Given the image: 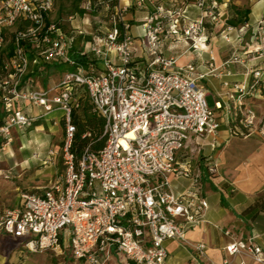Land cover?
I'll return each instance as SVG.
<instances>
[{
	"label": "built area",
	"instance_id": "2783aa9c",
	"mask_svg": "<svg viewBox=\"0 0 264 264\" xmlns=\"http://www.w3.org/2000/svg\"><path fill=\"white\" fill-rule=\"evenodd\" d=\"M188 1L167 6L159 0H84L83 9H105L107 26L73 50L74 35L50 17L55 0H0V141L11 140V126L24 130L54 109L61 110L63 122L59 177L41 190H23L20 205L0 206V230L28 236L30 249L66 239L81 264H103L113 250L124 252L131 264H166L165 240H186L185 226L203 219L208 200L201 193L202 170L179 160L178 151L204 134L215 138L222 123L216 110L221 104L212 107L206 99L203 73L163 52L164 33L195 49L205 17L219 20L217 0H192L199 8L193 18L185 15ZM129 10L140 12L138 34ZM230 59L243 60L237 54ZM212 60L210 54V65ZM54 63L66 68L48 85L37 71ZM263 70L253 68L249 80L232 85L244 134L264 136V118L243 100L259 89ZM82 98L103 117L104 141L98 148L85 144L76 155L72 115ZM224 112L231 114V106ZM216 170L215 161L206 163L207 175ZM178 177L187 179L179 190L173 182ZM193 246L195 258L207 255L204 241ZM222 249V264H233L229 257L238 252L264 264V248L253 236H231Z\"/></svg>",
	"mask_w": 264,
	"mask_h": 264
},
{
	"label": "crops",
	"instance_id": "0c3cea01",
	"mask_svg": "<svg viewBox=\"0 0 264 264\" xmlns=\"http://www.w3.org/2000/svg\"><path fill=\"white\" fill-rule=\"evenodd\" d=\"M159 1L167 6L176 3V0ZM217 10L218 21L210 15L205 17L202 38L198 41L197 48L189 47V41L186 39L171 40L167 33H164L162 38L165 55L175 57L176 64L189 61L194 65V73H203L199 80L204 85L206 99L207 96L210 97L212 107H215L216 102L221 104L216 110L222 120L215 138L204 134L194 138L189 146L178 151L179 160L187 161L192 169L202 170L201 193L206 196L208 207L202 220L185 226L186 240H165L168 251L166 264H222V246L231 236H253L264 248V136L255 131L244 135L232 134L227 123L231 114L226 116L224 112L226 105L236 103L235 92L232 90L233 82L249 80L251 69L264 67V0H217ZM198 13V6L189 0L185 6V15L193 18ZM127 16L133 22V32L138 34L140 12L129 10ZM228 25L231 26L230 29L227 28ZM73 29L75 31L71 33L76 36L87 32L85 28L75 24ZM87 33L88 37L83 39L77 48L91 37V31ZM75 40H72V46L76 45ZM210 54L213 55L212 65L209 64ZM235 54L242 57V62L230 59ZM226 59L230 60L224 63ZM63 69L64 67L59 68L58 63L45 64L37 72L46 78L51 75V71H55L59 77ZM227 70L230 72L226 73ZM49 80L50 78L47 81ZM225 80L228 81L227 84L224 83ZM243 100L245 107L254 111L258 117L264 118V70L259 89L245 95ZM27 109L35 112V108L27 106ZM52 111L36 119L32 127L39 128L35 124L46 118L50 120L47 124L50 131H63L59 115L47 117ZM54 125L56 128H53ZM16 129L18 128L11 126V139L17 136ZM20 131L23 133L24 130ZM59 143L52 141L46 147L45 161H52L57 156L60 158L57 151ZM24 145V142L21 143L20 148L25 147ZM50 149L54 152L49 153ZM8 151L13 154L14 148L8 147ZM34 152L36 153V149ZM28 158L29 156L24 160ZM208 161L216 162L217 170L213 175L205 173ZM1 164L0 158V171ZM1 180L0 173V195L4 193ZM173 182L179 190L186 186L187 179L178 177L174 178ZM51 183L52 181L43 185L40 190ZM22 191L13 193L8 200H4L1 195L0 206L20 205L23 201L20 194ZM225 228L230 230L231 236L224 232ZM27 238L26 235L16 236L0 230V264L82 263L81 259L72 255L66 239L61 238L59 245L54 247L30 249L25 243ZM199 240L206 243L207 255H198L195 258L196 250L193 244ZM229 260L233 264H259L247 252H238L230 256ZM103 264L131 262L124 252L113 250L110 256L104 259Z\"/></svg>",
	"mask_w": 264,
	"mask_h": 264
},
{
	"label": "rangeland",
	"instance_id": "374dc122",
	"mask_svg": "<svg viewBox=\"0 0 264 264\" xmlns=\"http://www.w3.org/2000/svg\"><path fill=\"white\" fill-rule=\"evenodd\" d=\"M84 0H55L53 9L50 11V17L60 23L65 29H72L73 24L81 28H85L87 32H101L107 26V16L105 9L96 5L93 8L79 10L83 8ZM71 15V17H69ZM80 33L76 36V46H80L83 39L88 37L89 33ZM88 34V35H87ZM85 36V37H84ZM58 73V72H57ZM55 71H51L48 85L52 84L58 77ZM42 76L40 75L41 78ZM207 101L211 105V99L207 96ZM61 110L55 109L48 114L60 115ZM50 120L43 118L35 125L40 128L29 127L24 129L23 133L16 129L17 136H13L9 143L0 141V158L2 159V187L4 193L1 195L4 200H8L13 193L16 194L20 190L38 191L43 185H46L58 178L63 164L59 156L52 161H45L44 151L52 141L60 142L63 136V131L52 132L48 129L47 124ZM63 129V122L60 121ZM53 128H56L54 125ZM24 142L23 149L20 144ZM4 147V148H3ZM8 147L14 148V153L10 154ZM36 149V153L34 152ZM38 152H40L38 154ZM59 154V153H58ZM29 156L28 160H24ZM0 195V196H1Z\"/></svg>",
	"mask_w": 264,
	"mask_h": 264
},
{
	"label": "trees",
	"instance_id": "16d2710c",
	"mask_svg": "<svg viewBox=\"0 0 264 264\" xmlns=\"http://www.w3.org/2000/svg\"><path fill=\"white\" fill-rule=\"evenodd\" d=\"M79 10L82 11L83 8L79 7ZM64 30L67 33L75 31L73 28L70 30L64 28ZM73 37V39H76V35ZM76 48V45L73 44L72 49L75 50ZM72 54L78 59H82V56H80L77 51H73ZM58 65L59 68H66V65L63 63H58ZM230 106L231 115L229 117V126L231 133L236 135H244L247 130L241 122V117L243 114L235 104ZM72 120L76 125V131L71 142V149L76 155H79L80 150L85 144L89 143L92 148H98L102 145L104 141V135H102L104 119L101 115L91 111L90 103L87 99L82 98L80 107L73 112ZM83 132L86 133L82 135Z\"/></svg>",
	"mask_w": 264,
	"mask_h": 264
}]
</instances>
